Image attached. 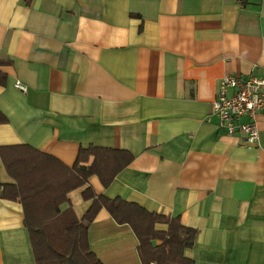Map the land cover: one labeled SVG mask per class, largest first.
<instances>
[{
    "label": "crops",
    "instance_id": "0c3cea01",
    "mask_svg": "<svg viewBox=\"0 0 264 264\" xmlns=\"http://www.w3.org/2000/svg\"><path fill=\"white\" fill-rule=\"evenodd\" d=\"M224 74L264 77V0H0V146L70 167L82 146L126 150L108 186L67 193L78 218L89 186L195 229L191 264H264V109L257 143L229 134L211 113ZM21 208L0 197V264L34 261ZM87 233L103 264H143L105 208Z\"/></svg>",
    "mask_w": 264,
    "mask_h": 264
},
{
    "label": "trees",
    "instance_id": "16d2710c",
    "mask_svg": "<svg viewBox=\"0 0 264 264\" xmlns=\"http://www.w3.org/2000/svg\"><path fill=\"white\" fill-rule=\"evenodd\" d=\"M0 120H4L2 115ZM89 156L93 157L91 164H83ZM0 157L13 180L0 184V197L18 200L22 205L34 256V261L27 264H103L88 246L87 233L101 208L117 223L131 226L143 264H191L183 250L193 244L196 230L182 224L178 217L152 213L120 197L96 194L89 186L82 195L91 199V204L81 218L74 213L67 193L87 184L93 174L108 186L131 161L130 152L82 146L71 167L28 144L1 145ZM157 222L166 223L167 230H156Z\"/></svg>",
    "mask_w": 264,
    "mask_h": 264
},
{
    "label": "built area",
    "instance_id": "2783aa9c",
    "mask_svg": "<svg viewBox=\"0 0 264 264\" xmlns=\"http://www.w3.org/2000/svg\"><path fill=\"white\" fill-rule=\"evenodd\" d=\"M15 86L26 91V86L16 81ZM211 113L229 134L240 133L246 145L258 141L257 113L264 109V77L224 74L219 78ZM149 264H157L150 262Z\"/></svg>",
    "mask_w": 264,
    "mask_h": 264
}]
</instances>
